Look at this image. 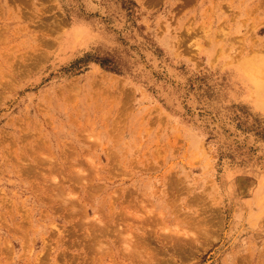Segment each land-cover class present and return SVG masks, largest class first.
Segmentation results:
<instances>
[{
	"label": "rangeland",
	"instance_id": "1",
	"mask_svg": "<svg viewBox=\"0 0 264 264\" xmlns=\"http://www.w3.org/2000/svg\"><path fill=\"white\" fill-rule=\"evenodd\" d=\"M0 264H264V0H0Z\"/></svg>",
	"mask_w": 264,
	"mask_h": 264
}]
</instances>
